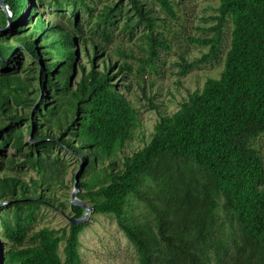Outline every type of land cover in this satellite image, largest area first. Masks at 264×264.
I'll list each match as a JSON object with an SVG mask.
<instances>
[{
  "label": "trees",
  "instance_id": "obj_1",
  "mask_svg": "<svg viewBox=\"0 0 264 264\" xmlns=\"http://www.w3.org/2000/svg\"><path fill=\"white\" fill-rule=\"evenodd\" d=\"M2 1L10 16L0 6V264H81L86 223L33 229L43 206L67 208L57 196L69 167L61 151L79 163L77 198L115 218L137 264H264V0H218L213 37L189 38L208 51L181 74L218 62L230 20L219 76L160 114L148 142L122 160L137 112L114 81L132 72L129 55L111 45L117 20L125 18L119 28L129 34L141 25L146 50L136 73L143 81L156 70L159 49L169 46L152 10L119 0L93 15L88 0H35L54 23L33 0ZM156 1L175 17L171 0ZM80 10L88 13L81 22ZM75 36L87 69L77 64ZM69 209L68 217L84 213Z\"/></svg>",
  "mask_w": 264,
  "mask_h": 264
},
{
  "label": "rangeland",
  "instance_id": "obj_2",
  "mask_svg": "<svg viewBox=\"0 0 264 264\" xmlns=\"http://www.w3.org/2000/svg\"><path fill=\"white\" fill-rule=\"evenodd\" d=\"M37 9V14L41 13L45 21L56 23L53 13L45 18L48 6L46 4L38 5L33 0ZM89 5L93 6V15L98 14L105 6H113L115 3L121 5L119 0H88ZM144 7L152 10L155 30L161 34V41L169 46V49H159V59L155 61L156 70H147L143 81L136 73L140 64V59L145 56L146 42L141 36L142 26L134 28L132 33L123 32L119 27L124 23L125 18L117 20L118 31L115 36L112 48H120L125 51L129 58L127 61L131 64L132 72L127 74H117L114 81L117 88L123 92L126 98L131 102L137 112V122L133 130L132 138L126 143L124 151L118 153V159L122 160L125 155H130L134 151L142 148L149 140L153 125L158 120L160 114H171L177 110L180 103L185 100L189 93L201 89L205 80L209 77H218L223 67L225 52L230 46L232 23L230 20L222 28L221 34V54L218 62L209 61L201 63L190 69L185 75L181 72L189 64L202 57L208 51L207 47H200L190 43V37H213V29L216 20L214 16L218 6V0H171L175 17L167 15L156 0H142ZM124 3V1H123ZM125 4V3H124ZM4 9L8 12L7 8ZM49 10V9H48ZM124 13V11H123ZM88 13L80 10L78 20H85ZM144 26V25H143ZM83 36L92 37L90 26L82 24ZM76 54L77 64H82L88 68L86 58L79 45L77 36ZM99 60L96 63L99 65ZM115 61V63H114ZM120 58L113 55L111 62L114 63L112 72H116L120 64ZM75 81L77 80L79 69H75ZM72 83V82H71ZM74 84V83H73ZM158 106V107H156ZM31 143L34 140L31 135L25 137ZM261 149H264V137L260 139ZM56 151V149H55ZM6 154L13 155L12 149H7ZM65 155L69 162L68 173L65 178L66 187L59 189L60 200H65L66 210L42 207L38 213L34 230L43 226L54 229H61L68 225V213L70 196L73 190V176L77 173L79 163L75 162L66 152H60ZM33 174L32 170L26 169ZM25 179L27 177L24 176ZM81 189H77V194ZM86 203V202H85ZM140 211V210H139ZM142 210L141 212H145ZM135 213H138L136 211ZM83 228L80 240L81 264H137V257L132 244L127 240L124 233L116 224L115 218L103 214H93L89 212ZM1 249L6 248L5 241L0 239ZM63 243L59 247V254L63 258Z\"/></svg>",
  "mask_w": 264,
  "mask_h": 264
},
{
  "label": "water",
  "instance_id": "obj_3",
  "mask_svg": "<svg viewBox=\"0 0 264 264\" xmlns=\"http://www.w3.org/2000/svg\"><path fill=\"white\" fill-rule=\"evenodd\" d=\"M0 6L4 7V3L2 0H0ZM77 180H78L77 175H75L74 180H73V190L70 196V204L83 208L84 213L82 214L81 217H78V218L67 217L68 222L71 224L84 223L87 216L89 215V212L93 210V208L90 205L86 204L84 201H81L80 199L77 198V189H78ZM2 204L4 203H0V205ZM0 254H1V251H0Z\"/></svg>",
  "mask_w": 264,
  "mask_h": 264
}]
</instances>
